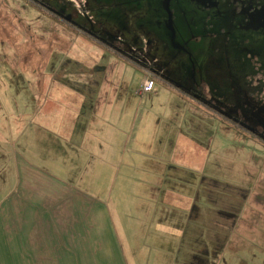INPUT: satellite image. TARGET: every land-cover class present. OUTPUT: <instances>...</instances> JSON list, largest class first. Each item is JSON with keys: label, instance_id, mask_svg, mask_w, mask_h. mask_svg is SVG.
<instances>
[{"label": "rangeland", "instance_id": "rangeland-1", "mask_svg": "<svg viewBox=\"0 0 264 264\" xmlns=\"http://www.w3.org/2000/svg\"><path fill=\"white\" fill-rule=\"evenodd\" d=\"M43 1L80 28L95 32L103 43L76 35L78 27L59 17L60 23L43 18V12L48 13L42 8L37 7L43 14L39 17L28 8H32V4L0 0V188L6 193L17 190L19 161L39 165L37 150L33 149L36 142L33 141L32 149H25L21 133L27 125L34 127L32 122L37 124V118H22L21 112L24 106L27 110L35 108L43 96L42 84L55 78L61 64L74 66L73 75L82 77L96 67L102 68L93 72L91 78L115 98L110 105L117 113L124 110L128 117L127 111L139 100L142 112L154 113L155 125L167 121L166 127L172 129L179 125L193 127L195 123L191 121L197 119L198 127L209 128L203 131L201 135L205 138L200 140L196 139L194 128L183 135L187 138L184 148H189L188 152L193 155L198 154L196 159L190 155L187 160L179 159L180 148L174 143V155L165 166L159 162L149 166L150 159L142 157L141 185L146 195L151 191L152 198H139V213L131 206L125 213L122 208L123 214H112L116 228H121L122 224L129 228L118 232L128 234L129 231L132 235V240L129 236L121 240L127 263L264 264V169L258 176L254 169L245 174L248 180L242 186H250V196L246 201L239 198L229 209V226L217 225L215 219L216 211L223 204L221 190L204 184L208 183L209 174L222 179L227 189L238 182L240 170L233 169L228 160L247 158V151L243 155L236 154L242 151L240 144L264 151L261 141L251 136L253 131L264 136V27L258 17L264 16V0H211L215 5L207 4V0ZM248 6L253 9H246ZM53 29L61 31L59 43L43 34ZM75 35L78 41L73 45ZM104 43L116 49L113 50L124 61L99 47L106 46ZM86 63L89 64L84 65ZM139 70L150 73L155 80L153 90L141 97L136 92L142 77ZM69 72L61 71V76ZM165 76L172 84L188 86L183 88L210 102L222 113L202 104L194 107L195 99H187L191 120L186 122L182 114L174 113L177 99L170 98L162 84L171 85ZM167 108L173 113L161 120L160 113ZM236 119L240 126L235 124ZM97 121L98 118L91 121L93 127H100ZM192 142L197 144V149ZM260 154L264 158L263 152ZM225 159L228 160L224 165H215V161ZM204 161L203 176L197 167ZM163 167L169 171L167 175L160 173ZM184 175H188L194 185L197 183V190H190L191 182L181 180ZM167 190L178 197L193 198L190 209L200 213L182 214L177 207L171 208L170 217L162 212L154 215L160 210V206L156 207L160 194ZM201 197H206L205 203L211 201L209 199L216 201L222 197V200L208 207L200 203ZM160 202L165 201L160 199ZM165 203L164 210H169L168 199ZM150 222L164 230L155 229ZM147 225L150 229L145 227Z\"/></svg>", "mask_w": 264, "mask_h": 264}, {"label": "crops", "instance_id": "crops-1", "mask_svg": "<svg viewBox=\"0 0 264 264\" xmlns=\"http://www.w3.org/2000/svg\"><path fill=\"white\" fill-rule=\"evenodd\" d=\"M21 2L29 6L25 0ZM28 8L35 11L36 16L43 17L44 14L43 18L47 17L54 23H60L59 18L50 13L42 14L33 6ZM75 30L76 35L84 39L89 38ZM60 33L57 29L43 32L53 40L57 39V43L62 36ZM77 38L73 40L75 42L72 41L73 45L78 41ZM99 47L118 55L114 48L116 51L102 45ZM69 54L70 51L67 52V55ZM119 58L123 60L122 57ZM127 64L130 65L129 62ZM101 69L96 67L90 74L82 77L73 75L74 66L61 64L54 74L56 79L48 80L46 85L42 84L43 96L35 108L27 110L24 106L21 117L29 119L34 116L37 118V124L32 122L34 127L27 125L21 131L24 138L22 145L30 150L33 141L36 142L33 149L37 150L40 162L37 166H31L25 160L19 161L20 181L17 190L6 193L7 191L4 192L0 188V264H128L121 240L127 236L132 240V235L129 231L128 234L118 232L129 228L126 224L116 228L112 214L120 213L122 208L125 213L126 208L131 206L135 213H139V198H152L149 195L151 191L146 195L141 185L142 157L150 159L149 166L158 162L165 166L174 155V143L180 148L179 159L187 160V155L198 158V154L193 155L188 152L191 151L189 148H184L187 138L183 135L189 134L194 128L196 139L200 140L205 138V135H201L203 131L209 128L198 127L197 119L191 121L196 124L193 127L179 125V128L172 129L166 127L167 121L155 125L157 119L154 113L142 112L139 100L127 111L128 117H125L124 110L117 113L110 105L115 98L104 90L102 84L91 78L93 72ZM66 70L70 72L62 77L61 71ZM140 73L142 77L139 84L144 77V72ZM56 76L60 78L57 79ZM162 84L169 92V97L177 99L174 113L182 114L185 121L189 122L191 119L187 111V99L194 98L180 93L174 88V84L173 87L163 82ZM193 102L194 107H201L196 99ZM149 107H152V104ZM172 113L167 108L160 113V119L164 120ZM94 117L98 118L100 127H93L94 123L91 121L95 122ZM91 118L94 119L90 120ZM192 143L193 148L197 149V144ZM260 144L261 148H264V140H261ZM162 146L164 149H161ZM239 147L242 151L236 154L243 155L247 151V158H234L235 162L231 159L215 161V165L219 166L228 160V163L234 166L233 169L240 170L238 182H234L232 188L227 189L222 179L211 174L207 176L208 183L202 180L209 188V184H212V189H220L219 194L224 196L221 208L216 211L217 225L229 226V209L239 198L248 200L250 186H242L243 182L248 180L245 177L248 170L254 169L258 176L264 169V158H261L260 154L263 152L264 155V151H256L243 144ZM203 149L202 146V151ZM206 162L198 164L197 167L203 176ZM38 166L45 167V170H40ZM78 167L84 168V171ZM160 173L167 175L169 171L163 167ZM187 177L188 175H184L181 180L188 184L191 182L190 190H197V183L194 185ZM169 191L160 194L156 204V207L160 206V210L154 212V215H161L162 212L170 217L171 208L177 207L182 210V214L200 213L197 209H190L193 198H187L185 195L178 197ZM216 198L218 196L215 194L214 199ZM160 199L165 202L168 199L169 210H164L167 203H161ZM219 199L222 200V197ZM219 199H209L211 201L205 203L206 197H201L200 203L212 207L221 201ZM150 226L164 230L154 222H150Z\"/></svg>", "mask_w": 264, "mask_h": 264}, {"label": "trees", "instance_id": "trees-1", "mask_svg": "<svg viewBox=\"0 0 264 264\" xmlns=\"http://www.w3.org/2000/svg\"><path fill=\"white\" fill-rule=\"evenodd\" d=\"M67 23H69L71 26H73V27H75V28H77L78 27V29H79V31L83 34V35H85V36H87V37H89V38H91V39H97V41H98V43H99V41L100 42H102L101 41V39L96 35V33L95 32H92V31H90V30H86V29H82V28H80L79 26H77L76 24H74V23H72L71 21H67ZM103 43V42H102ZM106 43H104V45H105ZM105 47H111L112 48V46H109V45H107L106 44V46ZM150 69H151V67H149ZM152 70V69H151ZM152 71H154V73L155 74H159L158 73V71H155V70H152ZM163 78H164V76H163ZM165 79H167V78H165ZM169 82H170V80L169 79H167ZM170 84L171 85H173L171 82H170ZM174 86H175V88L180 92V93H183L184 95H191L192 96V98H194V99H196L200 104H202L204 107H208V109H211V110H213V111H217L218 112V110L210 103V102H208V101H205L202 97H200V96H198V95H195V94H192V93H190V92H188V90L186 89V88H183V87H181V86H179V85H176V84H174ZM218 113H220V112H218ZM227 117H228V115H227ZM235 121V124L237 125V126H240L241 125V123L238 121V120H234ZM257 133L255 132V131H253V134H251V136H253L254 138H257V139H259L260 141L261 140H264V136H261V135H259V134H257Z\"/></svg>", "mask_w": 264, "mask_h": 264}, {"label": "flooded vegetation", "instance_id": "flooded-vegetation-1", "mask_svg": "<svg viewBox=\"0 0 264 264\" xmlns=\"http://www.w3.org/2000/svg\"><path fill=\"white\" fill-rule=\"evenodd\" d=\"M25 1L27 3H29V5L32 4L33 6L35 5L36 7L42 8L43 11H46L47 13H50V14L54 15L55 17H59V18L63 19L64 21H69V20L66 19L65 16H62V15L58 14L57 12L53 11L48 5H46L44 3L43 0H25ZM215 3L216 2H213L211 0H207V4L215 5ZM246 9H253V7L252 6H248ZM258 17L261 18V19H259L260 20L259 22H260L261 27L263 28L264 27V16H258ZM151 69L153 70L152 67H151ZM220 113H222V112H220Z\"/></svg>", "mask_w": 264, "mask_h": 264}, {"label": "built area", "instance_id": "built-area-1", "mask_svg": "<svg viewBox=\"0 0 264 264\" xmlns=\"http://www.w3.org/2000/svg\"><path fill=\"white\" fill-rule=\"evenodd\" d=\"M154 84H155V80L152 78V75L147 72L144 73L143 80L136 91L137 94L143 95L149 93L150 91H152Z\"/></svg>", "mask_w": 264, "mask_h": 264}]
</instances>
